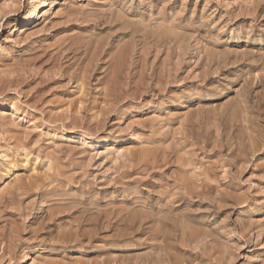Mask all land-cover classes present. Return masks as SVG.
Segmentation results:
<instances>
[{"label": "rangeland", "instance_id": "obj_1", "mask_svg": "<svg viewBox=\"0 0 264 264\" xmlns=\"http://www.w3.org/2000/svg\"><path fill=\"white\" fill-rule=\"evenodd\" d=\"M48 263L264 264V0H0V264Z\"/></svg>", "mask_w": 264, "mask_h": 264}, {"label": "bare ground", "instance_id": "obj_2", "mask_svg": "<svg viewBox=\"0 0 264 264\" xmlns=\"http://www.w3.org/2000/svg\"><path fill=\"white\" fill-rule=\"evenodd\" d=\"M7 5H8V4H7ZM121 6H122V5H121ZM7 14H8V13H7ZM121 15H122V14H121ZM71 16H72V15H71ZM79 16H80V15H79ZM118 17H119V16H118ZM69 20H70V19H69ZM109 20H110V19H109ZM109 22H110V21H109ZM100 23H101V22H100ZM111 23L113 24L112 20H111ZM81 24H82V23H81ZM102 24H103V23H102ZM107 24H109V23H107ZM105 26H106V25H105ZM110 27H111V26H110ZM116 29H118V28H116ZM116 29H115V30H116ZM123 30H124V29H123ZM133 31H134V30H133ZM124 32H126V31H123V33H124ZM136 32H137V31H136ZM133 33H134V32H133ZM135 35H136V34H135ZM131 39H132V38H131ZM63 41H64V40H63ZM124 41H125V40H124ZM138 41H139V40H138ZM136 42H137V41H136ZM124 43H125V42H124ZM67 45H68V44H67ZM74 45H75V43H74ZM60 46H61V45H60ZM65 46H66V45H65ZM76 46H77V45H76ZM99 46H100V45H99ZM117 46H118V45H117ZM78 47H79V46H78ZM100 47H101V46H100ZM102 47H103V46H102ZM112 47H113V46H112ZM126 47H127V46H126ZM65 48H66V47H65ZM69 48H70V47H69ZM94 48H95V47H94ZM116 48H117V47H116ZM118 48H119V47H118ZM76 49H77V48H76ZM101 49H102V48H101ZM140 49H141V48H140ZM56 50H57V49H56ZM60 50H61V49H60ZM67 50H68V49H67ZM104 50H105V49H104ZM104 50H103V51H104ZM121 50H122V49H121ZM121 50H120V51H121ZM75 51H76V50H75ZM98 51H99V49H98ZM55 52H56V51H55ZM58 52H59V51H58ZM66 52H67V51H66ZM70 52H71V51H70ZM96 52H97V50H96ZM75 53H76V52H75ZM98 53H99V52H98ZM101 53H102V52H101ZM103 53H104V52H103ZM136 53H137V52H136ZM119 54H120V56H123V55H122V52L119 53ZM99 55H100V53H99ZM112 55H113V54H112ZM37 56H38V55H37ZM95 56H96V54H95ZM57 58H58V57H57ZM60 58H61V57H60ZM92 58H93V57H92ZM99 58H100V57H99ZM99 58H98V59H99ZM113 58H114V57H113ZM113 58H112V59H113ZM116 58H117V57H116ZM136 58H137V56H136ZM136 58H135V59H136ZM113 60H114V59H113ZM132 60H133V59H132ZM92 61H93V60H92ZM94 61L96 62V58H95ZM103 61H104V59H103ZM115 61H116V60H115ZM125 61H126V60H125ZM101 62H102V61H101ZM116 62H119V58H118V61H116ZM61 63H62V62H61ZM98 64H100V62H99ZM119 64L121 65V62H120ZM105 65H106V64H105ZM111 65H112V64H111ZM59 66H60V65H59ZM89 66H90V65H89ZM18 67H19V66H18ZM92 67H93V64H92ZM114 67H115V66H114ZM114 67H113V68H114ZM120 67H121V66H120ZM128 67H129V66H128ZM143 67H144V66H143ZM21 69H23V68H21ZM59 69H60V68H59ZM89 69H91V68L89 67ZM92 69H93V68H92ZM115 69H117V68H115ZM120 70H121V69H120ZM120 70H119V71H120ZM88 71H89V70H88ZM116 71H117V70H116ZM124 71H126V70L124 69ZM90 72H92V71H90ZM122 72H123V71H122ZM93 73H94V72H93ZM116 73H117V72H116ZM120 74H121V72H120ZM122 75H123V74H122ZM122 75H121V76H122ZM124 75H125V78H126V77H127V78L129 77L128 75L126 76V73H124ZM118 76H119V75H118ZM137 76H138V75H137ZM156 76H158V75H156ZM121 78H122V77H121ZM108 79H109V78H108ZM117 79H118V78H117ZM10 80H11V79H10ZM124 80H125V79H124ZM131 81H132V80H131ZM123 82H125V81H123ZM132 82H133V81H132ZM112 83H113V82H112ZM14 84H15V83H14ZM122 84H123V83H122ZM124 85H125V83H124ZM124 85H123V86H124ZM135 85H136V84H135ZM129 87H130V86H129ZM146 90H147V89H146ZM142 91H143V90H142ZM109 92H110V91H109ZM127 92H128V91H127ZM118 93H119V92H118ZM111 94H112V93H111ZM107 95H109V93H108V94H105V96L108 98ZM105 107H106V106H105ZM102 115H103V114H102ZM61 116H62V115H61ZM73 116H74V115H73ZM65 120H66V119H65ZM164 159H165V158H164ZM187 164H188V163H187ZM179 168H180V166H179ZM187 178H188V177H187ZM187 178H186V179H187ZM190 179H191V178H190ZM180 181H181V180H180ZM191 181H192V180H191ZM186 182H187V181H186ZM169 184H170V183H169ZM175 184H176V183H175ZM190 184H191V183H190ZM190 184H189V185H190ZM189 185H188V186H189ZM192 186H193V185H192ZM192 186L190 185L191 188H192ZM177 188H178V187H177ZM179 188H180V187H179ZM181 188H182V187H181ZM184 188H185V187H184ZM172 189H173V188H172ZM176 190H177V189H176ZM180 190H181V189H180ZM182 190H183V189H182ZM184 190H185V189H184ZM192 190H193V189H192ZM194 190H195V189H194ZM173 191H174V190H173ZM196 191H197V189H196ZM179 192H180V191H179ZM197 192H198V191H197ZM9 193H10V191H9ZM183 193H184V192H183ZM199 193H200V192H199ZM11 194H12V193H11ZM201 194H202V193H201ZM9 195H10V194H9ZM183 195H184V194H183ZM202 196H203V195H202ZM202 196H201V198H202ZM188 197H189V196H188ZM8 198H9V197H8ZM184 198H185V197H184ZM192 198H193V197H192ZM9 199H11V198H9ZM178 199H180V197H179ZM186 200H187V199H186ZM189 200H190V199H189ZM60 201L62 202V200H60ZM187 201H188V200H187ZM203 201H204V200H203ZM57 202H58V200H57ZM172 202H173V201H172ZM189 202H190V201H189ZM79 203H80V202H79ZM175 203H176V202H175ZM61 204H62V203H61ZM80 204H81V203H80ZM84 204H85V203H84ZM170 205H171V204H170ZM11 206H12V205H11ZM30 206H31V205H30ZM73 206H74V205H73ZM80 206H81V205H80ZM86 206H87V205H86ZM89 206H90V205H89ZM93 206H94V205H93ZM95 206H96V205H95ZM45 207H46V206H45ZM70 207H71V206H70ZM75 207H76V205H75ZM167 207H168V206H167ZM174 207H175V206H174ZM176 207H177V206H176ZM53 208H54V207H53ZM60 208H61V207H60ZM67 208H68V207H67ZM94 208H95V207H94ZM168 208H169V207H168ZM170 208H171V206H170ZM170 208H169V209H170ZM29 209H30V208H29ZM68 209H69V208H68ZM174 209H175V208H174ZM53 210H54V209H53ZM78 211H80V210H77V212H78ZM83 211H84V210H83ZM169 211H171V210H169ZM66 212H67V211H66ZM84 212H85V211H84ZM103 212H104V211H103ZM114 212H115V211H114ZM165 212H166V211H165ZM176 212H177V211H176ZM11 213H12V212H11ZM27 213H29V212H27ZM55 213H56V212H55ZM64 213H65V212H64ZM97 213H98V212H97ZM148 213H149V212H148ZM148 213H147V214H148ZM158 213H159V212H158ZM189 213H190V212H189ZM9 214H10V213H9ZM42 214H43V213H42ZM48 214H49V213H48ZM71 214H72V213H71ZM81 214H82V213H80V215H81ZM83 214H84V213H83ZM83 214H82V215H83ZM98 214H101V213H98ZM111 214H112V213H111ZM116 214H117V213H116ZM149 214H152V212H150ZM155 214H156V213H155ZM170 214H171V213H170ZM170 214H169V215H170ZM25 215H26V214H25ZM29 215H30V214H29ZM78 215H79V214H78ZM92 215H93V214H92ZM113 215H114V214H113ZM121 215H122V214H121ZM69 216L73 218V222H76V223L79 224V219H77V216H74L73 214H72V215H69ZM83 216H84V215H83ZM83 216H82V217H83ZM107 216H108V215H107ZM115 216H116V215H115ZM155 216H156V215H155ZM82 217H81V218H82ZM92 217H93V216H92ZM146 217H147V215H146ZM146 217H145V219H146ZM169 217H172V216H169ZM184 217H185V216H184ZM187 217H188V216H187ZM19 218H20V217H19ZM50 218H51V217H50ZM79 218H80V217H79ZM84 218H85V217H84ZM104 218H105V216H104ZM104 218H103V219H104ZM148 218H149V217H148ZM148 218H147V219H148ZM173 218H175V217H173ZM178 218H180V217H178ZM12 219H13V218H12ZM34 219H35V218H34ZM41 219H42V217H41ZM87 219H88V218H87ZM91 219H92V218H91ZM35 220H37V219H35ZM96 220H97V218H96ZM96 220H95V221H96ZM99 220H100V219H99ZM106 220H107V219H106ZM109 220H111V219H109ZM113 220H114V219H113ZM129 220H130V219H129ZM139 220H140V219H139ZM149 220H150V218H149ZM82 221H83V220H82ZM85 221H86V219H85ZM140 221H141V220H140ZM121 222H122V221H121ZM146 222H147V221H146ZM157 222H158V221H157ZM157 222H156V224H157ZM174 222H175V221H174ZM184 222H185V221H184ZM194 222H195V221H194ZM30 223H31V222H30ZM80 223H81V222H80ZM130 223H131V222H130ZM133 223H134V222H133ZM159 223H160V222H159ZM27 224H28V223H27ZM41 224H42V223H41ZM82 224H83V223H82ZM82 224H81V225H82ZM85 224H86V223H85ZM85 224H84V225H85ZM106 224H107V223H106ZM109 224H110V222H109ZM126 224H127V223H126ZM74 225H75V224H74ZM89 225H90V224H89ZM20 226H21V224H20ZM20 226H19V227H20ZM23 226H24V225H23ZM76 226H79V225H76ZM136 226H137V225H136ZM180 226H181V225H180ZM27 227H30V226L28 225ZM40 227H41V226H40ZM47 227H48V226H47ZM91 227H92V226H91ZM144 227H145V226H144ZM153 227H154V225H153ZM192 227H193V226H192ZM21 228H22V227H21ZM30 228H31V227H30ZM78 228H79V227H78ZM131 228H132V227H131ZM134 228H136V227H134ZM137 228H138V227H137ZM182 228H183V227H182ZM190 228H191V227H190ZM196 228H197V227H196ZM99 229H100V228H99ZM173 229H174V228H173ZM191 229H192V228H191ZM13 230H14V229H13ZM17 230H18V228H17ZM61 230H62V229H61ZM152 230H153V229H152ZM155 230H156V229H155ZM164 230H165V229H164ZM169 230H170V229H169ZM188 230H189V229H188ZM32 231H33V229H30V230H29V232H32ZM43 231H44V230H43ZM49 231H50V230H49ZM79 231H80V230H79ZM79 231H78V232H79ZM122 231H123V230H122ZM134 231H135V230H134ZM157 231H158V230H157ZM197 231H198V230H197ZM197 231H196V232H197ZM199 231H200V230H199ZM19 232H20V231H19ZM47 232H48V231H47ZM94 232H95V231H94ZM120 232H121V231H120ZM149 232H150V231H149ZM162 232H163V231H162ZM176 232H177V231H176ZM205 232H206V231H205ZM5 233H6V232H5ZM87 233H89V231H88ZM190 233H194V232L192 231V232H190ZM31 234H32V233H31ZM31 234H29V235H31ZM57 234H58V233H57ZM70 234H71V233H70ZM78 234H79V233H78ZM168 234H169V233H168ZM10 235H11V234H10ZM55 235H56V234H55ZM81 235H83V233H82ZM87 235H88V234H87ZM77 236H78V235H77ZM98 236H99V235H98ZM146 236H147V235H146ZM175 236H176V235H175ZM181 236H182V235H181ZM193 236H194V235H192V237H193ZM240 236H241V235H240ZM5 237H6V236H5ZM30 237H31V236H30ZM82 237H83V236H82ZM102 237H103V236H102ZM6 238H7V237H6ZM13 238H14V237H13ZM28 238H29V237H28ZM74 238H76V237H74ZM156 238H157V237H156ZM160 238H161V237H160ZM189 238H190V237H189ZM194 238H195V237H194ZM197 238H198V237H197ZM14 239H15V238H14ZM19 239H20V238H19ZM25 239H26V238H25ZM63 239H64V238H63ZM63 239H62V240H63ZM77 239H78V237H77ZM81 239H82V238H81ZM151 239H152V238H151ZM175 239H176V238H175ZM70 240H71V239H70ZM155 240H156V239H155ZM192 240H193V239H192ZM201 240H202V239H201ZM11 241H12V240H11ZM68 241H69V240H68ZM157 241H158V240H157ZM57 242H59V241H57ZM60 242H61V241H60ZM66 242H67V241H66ZM73 242L76 243V241H73ZM77 242H78V244H79V240H78ZM175 242H176V241H175ZM6 243H7V242H6ZM69 243H70V241H69ZM143 243H144V242H143ZM159 243H160V241H159ZM154 244H155V243H152V242L145 243L146 246H150V247H153ZM54 245H55V244H54ZM71 245H72V244H71ZM9 246H10V245H9ZM60 246H61V245H60ZM154 246L157 247V246H159V245H158V244H155ZM160 246H161V245H160ZM194 246H195V245H194ZM191 247H192V246H191ZM64 248H65V247H64ZM159 248H160V247H159ZM5 249H6V248H5ZM149 249H150V248H149ZM162 249H163V248H162ZM162 249H160L161 252H162ZM146 250H147V249H146ZM151 250H152V249H151ZM153 250H154V249H153ZM167 250H168V249H167ZM178 250H179V249H178ZM168 251H169V250H168ZM168 251H167V252H168ZM149 252H150V251H149ZM155 252H156V250H155ZM155 252H154V253H155ZM157 252H158V250H157ZM167 252H166V253H167ZM199 252H200V250H199ZM163 253H164V252H163ZM149 254H150V253H149ZM152 254H153V253H152ZM150 255H151V254H150ZM164 255H165V257H166V256L168 255V253H167V255H166V254H164ZM207 255H208V254H207ZM144 256H145V255H144ZM4 257H5V256H4ZM147 257H149V256L147 255ZM153 257H154V256H153ZM153 257L150 256V258H153ZM174 257H175V256H174ZM174 257H173V258H174ZM142 258H143V257H142ZM22 259H23V258H22ZM129 259H130V258H129ZM174 259H175V258H174ZM144 260H145V259H144ZM146 260L149 261V258H146ZM155 260H156V259H155ZM109 261H110V260H109ZM129 261H130V260H129ZM140 261H141V260H140ZM150 261H151V260H150ZM150 261H149V263H150ZM152 262H153V261H152ZM45 263H46V262H45ZM89 263H90V262H89ZM145 263H146V262H145ZM154 263H155V262H154ZM262 263H263V262H262ZM48 264H49V263H48ZM93 264H94V263H93ZM140 264H141V263H140ZM156 264H157V263H156ZM193 264H194V263H193Z\"/></svg>", "mask_w": 264, "mask_h": 264}]
</instances>
